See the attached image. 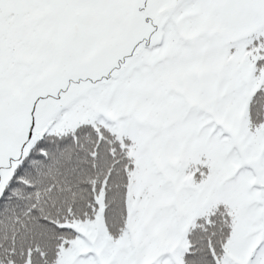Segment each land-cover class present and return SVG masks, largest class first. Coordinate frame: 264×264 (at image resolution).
<instances>
[{
	"label": "snow or ice",
	"instance_id": "snow-or-ice-1",
	"mask_svg": "<svg viewBox=\"0 0 264 264\" xmlns=\"http://www.w3.org/2000/svg\"><path fill=\"white\" fill-rule=\"evenodd\" d=\"M0 264H264V0H0Z\"/></svg>",
	"mask_w": 264,
	"mask_h": 264
}]
</instances>
